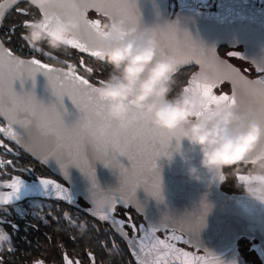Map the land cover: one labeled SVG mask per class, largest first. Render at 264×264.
<instances>
[{"label": "snow or ice", "instance_id": "1", "mask_svg": "<svg viewBox=\"0 0 264 264\" xmlns=\"http://www.w3.org/2000/svg\"><path fill=\"white\" fill-rule=\"evenodd\" d=\"M21 3L26 4L20 7ZM14 9L16 13L29 18L21 21L25 29L33 20L43 16L45 27L57 15L66 19H75L79 23L77 37L69 39L67 44L88 53L91 58L99 59L101 53L97 49V36L101 31V19L89 18V10H95L102 17H125L129 24L144 26L137 0H51L47 6L37 7L31 0H4L0 2V22L6 12ZM16 25H12L10 32H15ZM160 40V55L172 54L178 62L177 73L183 66H191L184 81L178 82L176 88L183 86L185 92L190 89L199 90L208 100L209 104L228 102L237 103L239 96L242 105H253L254 114L264 118V62L255 64L256 76L250 78L240 69L229 64L217 54L214 47H206L202 42L193 38L186 28H181L177 23L167 21L158 22L150 29ZM21 33L22 39L25 41ZM106 35V33H105ZM11 39V36L8 37ZM28 45V44H27ZM28 47L52 60L58 61L61 66L44 63L32 56L30 59L17 55L11 48L6 47L0 38V118L6 125H0V134L15 141L25 148L42 164L51 165L66 181L70 180L69 168L75 165L90 181L88 197L91 207L86 211L101 222H107L132 250L135 264H218L215 257L209 261L205 257L195 256L193 253L177 247L175 241L184 239V233L189 239L199 233L205 226V216L199 218L181 219L166 213L157 222L139 225L132 223L131 217L126 221L118 218V206L123 208L134 207L137 213L145 211L144 203L137 197V189L142 185L147 193L158 201L163 200L162 177L157 161L162 156L171 159L173 138L179 147L182 131L169 132L156 127L152 122L151 114L143 110V106L130 101L131 112L139 115L140 119L131 126H125L120 121L112 119L107 114V102L97 96L99 89L97 82L103 83V78L95 77V82L80 73L83 68L88 74L94 71H106L107 64H98L94 69L88 65L83 56L76 62L61 59L45 48ZM230 56H241L239 52H229ZM198 66V69H197ZM43 73L48 80V86L55 97L49 103L37 97L35 92L36 75ZM31 78V90L17 91L15 82L20 81L21 86ZM225 81L230 82L231 93L214 90ZM65 97L69 98L74 111H70L65 104ZM0 147L7 153L19 155L0 139ZM121 157H127L130 162L125 166ZM100 161L105 166L118 170L120 183L115 188L105 190L101 187L96 174L95 162ZM54 162V163H53ZM13 166L12 160L0 158V168ZM29 172L38 178L44 195L53 196L76 205L77 201L70 188H66L57 179L49 175H37L31 168L20 169ZM7 174V173H5ZM238 178L244 179L242 173H237ZM223 180L224 177H220ZM3 184L11 189L0 192V204H15L21 200L26 181L21 176H13L4 180ZM34 208L44 207V202H36ZM51 207V205H48ZM205 212L207 203L203 205ZM7 212V209L3 210ZM16 211L24 214L19 206ZM70 223L75 226L76 221L71 219L67 212L64 213ZM146 218V217H145ZM7 222L0 217V223ZM130 224L133 232L137 230L140 235L129 236L125 224ZM15 228L16 226L13 225ZM97 228V225H93ZM81 233L87 229L85 223H80ZM163 230L164 238L157 235ZM181 233V234H177ZM102 247H107L106 241H99ZM199 244V241H197ZM14 250L11 237L0 229V251L5 247ZM112 251H118L115 240L112 241ZM90 264H96L93 252L86 253ZM62 264H82L78 254L70 255L67 251L61 252ZM34 264H44L43 260H36Z\"/></svg>", "mask_w": 264, "mask_h": 264}, {"label": "clouds", "instance_id": "2", "mask_svg": "<svg viewBox=\"0 0 264 264\" xmlns=\"http://www.w3.org/2000/svg\"><path fill=\"white\" fill-rule=\"evenodd\" d=\"M31 3L47 7L51 0H31ZM164 21L180 26L178 18ZM44 24L45 19L41 16L27 25L23 37L29 46L51 52L66 50L70 47L67 41L77 37L79 23L75 19L57 15L48 27ZM152 27L129 24L125 17L113 20L108 16L101 20L97 49L101 53L99 59L110 70L103 78L104 82H97L96 87L99 89L97 96L107 102V114L121 124L131 126L140 117L131 112L130 101L143 106L156 127L169 132L182 131L178 148L173 138L171 157L180 153L188 162L192 179H201V169L217 179L222 176L225 180L231 176L248 197L264 204V118L254 114L253 105H242L239 96L236 104H209L199 90L185 92L183 86L176 88L179 62L172 54L160 55V40L150 31ZM254 61L264 62H250ZM183 139H187L191 149H199V165L191 162L188 152L182 151ZM237 173H242L245 178H238ZM204 203L208 205L206 212ZM211 207L204 197L198 211L183 216L172 215L191 219L194 214L201 213L206 221Z\"/></svg>", "mask_w": 264, "mask_h": 264}, {"label": "water", "instance_id": "3", "mask_svg": "<svg viewBox=\"0 0 264 264\" xmlns=\"http://www.w3.org/2000/svg\"><path fill=\"white\" fill-rule=\"evenodd\" d=\"M208 1L176 0V10L173 15L170 14L169 10L170 0H137V3L145 25L152 26L166 19L178 18L181 28L189 30L192 36L206 47H214L216 51L220 45L231 49L242 47L239 51L240 57L249 62L264 60V0H261L263 4L261 6L258 5L256 0H252L248 4L243 3L242 0H218L213 9L201 10L198 8V4ZM0 2H4V0H0ZM12 10L14 9L6 12L3 21ZM89 11L95 12V10ZM96 18L103 20L104 17L94 16L91 19ZM3 21L0 22V28ZM5 46L8 47L6 44ZM217 54L221 59L240 69L244 75L249 76L233 61L218 52ZM20 56L26 59L31 58ZM225 82L230 85V82ZM15 87L17 91H21L22 88L23 90H31L33 83L29 78L21 86L20 81L17 80ZM35 92L37 97L44 100L45 103L55 99L48 86L47 77L43 73L36 75ZM65 104L70 111H74V106L67 97H65ZM0 120L4 123L0 122V125H6L3 118H0ZM13 142L17 144L15 141ZM22 148L25 150L24 147ZM182 151L188 152L192 158L191 162L199 165V149H191L187 139L182 140ZM26 152L40 161L30 152ZM120 159L125 166L129 165L130 162L127 157H121ZM157 165L161 172L164 199L158 201L147 193L142 185L137 189V197L145 205L144 213L147 215L149 213L153 214L151 211L153 209L161 216L166 213L183 216L186 213L198 211L202 199L206 197L212 205L211 210L206 216L205 226L191 238V241L197 248H201L207 253L209 261H212V258L215 257L218 264H224V261L226 264H231L232 261H235V264H246L236 250L235 239L242 235L264 237V204L248 196L227 194L221 190L217 180L213 179L205 169L200 170V180L192 179L188 173V162L182 158L179 152L174 153L171 159L162 156L158 159ZM48 166L52 168L51 165ZM95 168L97 179L105 190L119 185L118 170L109 168L100 161L95 162ZM69 172L70 189H74L88 198L90 196L88 191L90 181L88 178L75 165L69 168ZM83 185L86 186V189L83 188ZM34 189H36L34 192L23 190L21 200L26 197H46L41 185H37ZM52 198L57 197L53 196ZM201 215V213H196L191 219L195 220L197 216L200 217ZM197 241H199V244H197ZM262 254L264 255L263 252ZM194 255L198 257L206 256ZM173 263L179 264L178 261Z\"/></svg>", "mask_w": 264, "mask_h": 264}, {"label": "flooded vegetation", "instance_id": "4", "mask_svg": "<svg viewBox=\"0 0 264 264\" xmlns=\"http://www.w3.org/2000/svg\"><path fill=\"white\" fill-rule=\"evenodd\" d=\"M88 15L91 18L94 16L101 17V15L93 11H89ZM70 49L72 48L70 47ZM241 49L242 47L231 49L220 45L217 47V52L233 61L246 71L249 76L255 78L257 73L254 65L243 57L228 55L229 52H239ZM72 52L77 58L83 56L86 63L96 69V64L99 62L97 58H91L90 54L80 53L76 49H72ZM191 70H193L191 66L181 68L176 74L175 79L177 77L185 78L186 74ZM80 71L82 73L85 72L83 68ZM97 76L100 75L97 74V71H94V73L90 74L89 78L95 82V77ZM215 91L218 94L221 92L230 93L231 86L224 82ZM0 122L4 124L1 120ZM0 139H3L13 152L19 153V155H13L0 147V158L12 160L13 165H15V167L7 166L6 168H0V192L11 191V189L3 184V181L10 180L16 175L25 179L26 188L24 191H36L34 188L40 185L38 178L29 172L20 170L24 167L31 168L37 175H49L51 173L52 179H57L66 188L71 187V184L61 175L55 173L48 165L42 164L33 158L21 146L15 144L2 134H0ZM210 174L213 179L217 180V184L221 190L227 194L247 196L242 188L236 186L233 177L228 176L225 180L221 181L212 173ZM83 188L86 189V186L83 185ZM72 191L77 201L76 205H70L59 198L47 197H26L15 204H0V217H3L7 221L0 223V229L9 234L14 248V250H9L5 245L4 249L0 251V264H34L38 259L43 260L44 264H62V251H67L70 255L78 254L82 264H90L89 258L86 255L88 251L93 252L95 255L96 264H135V257L132 255V250L127 245V242L113 231L107 222L99 221L86 211L87 208L91 207V204L84 194L78 193L74 189ZM42 201L44 202V207L34 208L32 206L34 203ZM48 205H51V207H48ZM17 206L24 210L23 215L16 211ZM4 209H7V212H4ZM151 211L153 214H138L134 207L123 208L118 206L116 215L118 218L125 219L126 221L131 217L132 223L137 225L140 223L157 222L162 218L153 209ZM65 212L69 214L71 219L76 221L75 226L70 223L68 217L64 216ZM80 223L87 225L84 233L80 231ZM13 225L16 227L14 228ZM93 225H97L99 231ZM125 229L129 236L142 234L138 230L133 232L128 223L125 224ZM157 235L164 238L163 230L158 232ZM183 235V240L175 241L177 247L197 255L207 254L203 249L197 248L186 233ZM101 240L107 242L106 248L101 246L99 242ZM113 240L118 245V251L111 250L113 248ZM235 246L246 264H264V255L262 254V252L264 253V237L242 235L235 239Z\"/></svg>", "mask_w": 264, "mask_h": 264}, {"label": "trees", "instance_id": "5", "mask_svg": "<svg viewBox=\"0 0 264 264\" xmlns=\"http://www.w3.org/2000/svg\"><path fill=\"white\" fill-rule=\"evenodd\" d=\"M20 7H25L26 4L21 3L19 5ZM29 18L27 16H22L19 13H16L15 10H12L7 17L5 18V20L3 21V24L0 28V37L3 39V41L5 42V44L7 46H17V47H21V51H17L20 55L26 56V57H38L39 59H46V60H52L49 57H46L40 53H36L33 52L31 49H29L26 41H24L21 37V33L25 31V29L22 27L21 25V21L23 19ZM12 25H16V30L14 33H12V39L9 41L6 39L5 34L6 31H9ZM47 50V49H46ZM54 55L59 56L61 59H66V60H71L73 62H76L78 60V58L76 57V55L72 52V49H70V47H68L66 50L65 49H61V50H57L53 52ZM55 61V60H53ZM58 63V61H56ZM98 64H103L102 61H99L96 64V68ZM109 66H107V70L106 71H97V74L105 77L107 75V72L109 71ZM85 73V72H84ZM86 75H88V77H90V74L85 73ZM91 79V78H90ZM178 82L184 81V78L181 77H177L176 78Z\"/></svg>", "mask_w": 264, "mask_h": 264}, {"label": "built area", "instance_id": "6", "mask_svg": "<svg viewBox=\"0 0 264 264\" xmlns=\"http://www.w3.org/2000/svg\"><path fill=\"white\" fill-rule=\"evenodd\" d=\"M217 1L218 0H209L206 3H200V4H198V8L201 9V10H203V9H213V8H215V6L217 4ZM251 1L252 0H242V2L245 3V4H248ZM256 2L258 3L259 6L263 5L261 0H256ZM169 10H170V14L173 15L175 10H176V0H170ZM6 39L8 40V38H6ZM8 47L11 48L15 53H18L17 51H21V49H22L21 47H17V46H13V45L8 46ZM36 58H38V57H36ZM41 61L44 62V63L55 64L54 62H47V61H43V60H41ZM55 65H57V64H55ZM86 77H88V76H86Z\"/></svg>", "mask_w": 264, "mask_h": 264}, {"label": "rangeland", "instance_id": "7", "mask_svg": "<svg viewBox=\"0 0 264 264\" xmlns=\"http://www.w3.org/2000/svg\"><path fill=\"white\" fill-rule=\"evenodd\" d=\"M12 33H13V32H10V30H9V31H6L5 37L8 38L9 36H11V39H12ZM11 39L8 38L9 41H10ZM29 49H30V48H29ZM42 60H43V59H42ZM43 61L54 62L55 64L60 65L59 63H57L56 61H53V60H46V59H44ZM237 63H238V62H237ZM80 73L83 74V75H86L85 73H82V71H80ZM86 76H88V75H86Z\"/></svg>", "mask_w": 264, "mask_h": 264}]
</instances>
